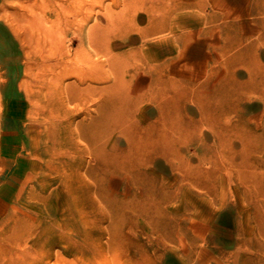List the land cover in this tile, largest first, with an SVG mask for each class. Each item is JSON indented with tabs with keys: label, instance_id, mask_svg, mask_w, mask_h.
I'll use <instances>...</instances> for the list:
<instances>
[{
	"label": "rangeland",
	"instance_id": "374dc122",
	"mask_svg": "<svg viewBox=\"0 0 264 264\" xmlns=\"http://www.w3.org/2000/svg\"><path fill=\"white\" fill-rule=\"evenodd\" d=\"M0 264H264V0H0Z\"/></svg>",
	"mask_w": 264,
	"mask_h": 264
},
{
	"label": "bare ground",
	"instance_id": "6f19581e",
	"mask_svg": "<svg viewBox=\"0 0 264 264\" xmlns=\"http://www.w3.org/2000/svg\"><path fill=\"white\" fill-rule=\"evenodd\" d=\"M203 1L204 0H202V2ZM122 85L125 87L124 84H122ZM113 87H114L113 89H115L117 91V87H115L114 85H113ZM127 87L128 86H126L125 88H127ZM128 91H126V90L122 91L121 92L122 94L119 93L121 95H117L118 91H117L116 95H114V96L113 95H109V96L107 95L109 105H111L110 107H113V109H117V107L123 108L122 113H120L119 116L116 115L118 118L114 117L115 120L120 124H122V121L127 122L128 121V114L130 113L132 115L134 113V111H136L134 109H137V108L132 107L134 102H132V98L129 97ZM116 96H119V97H116ZM137 110L140 111V109H137ZM135 120H137V119L135 118ZM124 128L127 130H134L135 132H137L138 137H139L138 140L131 142L132 146H136V148L139 149L137 152L143 151V149H145L144 148L145 146L151 147L152 145H155L156 142H155L154 138H151L150 136H148L149 133L145 134V136L142 135V132L137 130L136 127L133 126L130 121L127 122V125H125ZM159 141H161V143H163V146H169V142L167 140L163 139V141L162 140H159ZM109 163H111V165L115 171H118V169L122 168V169H125V171L131 169L130 171H132V172H130V173H133L134 170L132 169V166H135L138 164V158H137V156L133 157V154H132V156L131 155L125 156L123 158V160L119 162V159H116V157L113 156L110 159Z\"/></svg>",
	"mask_w": 264,
	"mask_h": 264
},
{
	"label": "crops",
	"instance_id": "0c3cea01",
	"mask_svg": "<svg viewBox=\"0 0 264 264\" xmlns=\"http://www.w3.org/2000/svg\"><path fill=\"white\" fill-rule=\"evenodd\" d=\"M20 112H18V114H19ZM19 116H14V115H10V117H7V120H8V122L10 121V123L11 124H15V123H17V122H19L18 120H19ZM8 131H9V129H8ZM8 137H9V133H7V134H5V136H4V138H5V144H4V147H5V150H6V152H8L9 153V143H8Z\"/></svg>",
	"mask_w": 264,
	"mask_h": 264
}]
</instances>
